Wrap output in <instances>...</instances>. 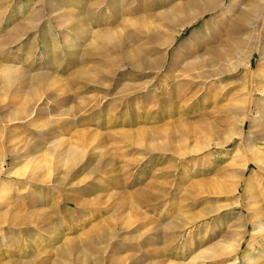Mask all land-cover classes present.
I'll return each instance as SVG.
<instances>
[{"label": "rangeland", "instance_id": "1", "mask_svg": "<svg viewBox=\"0 0 264 264\" xmlns=\"http://www.w3.org/2000/svg\"><path fill=\"white\" fill-rule=\"evenodd\" d=\"M189 1L0 0V264H264V0Z\"/></svg>", "mask_w": 264, "mask_h": 264}, {"label": "bare ground", "instance_id": "2", "mask_svg": "<svg viewBox=\"0 0 264 264\" xmlns=\"http://www.w3.org/2000/svg\"><path fill=\"white\" fill-rule=\"evenodd\" d=\"M200 1V0H199ZM198 0H193V1H189V2H186L183 6H178L177 8H175L173 11H178L179 13L182 14V18L180 19L183 23L180 25L181 28H184L186 25H187V22L195 19L196 17H198L199 15L203 14L206 10L208 9H211L214 5V0H205V2L203 1L202 3L200 2L199 3ZM192 9H195V14H192L191 16H189L188 18V12L189 10H192ZM172 17V16H171ZM163 18V17H162ZM170 17L169 16H165L164 19L168 20ZM175 18V17H174ZM172 21V20H171ZM174 22V21H173ZM103 34V33H102ZM102 34L100 33V36H102ZM104 36V35H103ZM98 37V36H97ZM108 37V36H106ZM151 38L154 40V41H158L156 40L157 39V33L156 32H153V35L151 34ZM172 39L173 38H168L167 40L163 41L162 43H160L161 45H164V46H168L172 43ZM16 71V69H13L11 67H7V66H0V83L3 82V85L5 86H9V85H12V83L16 82L17 81V78H19V74H14V72ZM17 73V72H16ZM42 76H38L36 75L35 78V81L36 79L40 80V78ZM44 79V78H43ZM42 85V83H41ZM42 87V86H41ZM259 89V88H258ZM258 91V90H257ZM24 110V109H23ZM25 116V115H24ZM13 151V150H12ZM251 152V151H250ZM77 151H74V148L73 147H69L67 150H65V156L66 158H74L75 160L78 158L77 157ZM251 156V155H250ZM260 156H258V153H253L252 154V157H250L249 159H244L245 162H248L249 164H254L256 167L258 166L259 167V164H260V161H264L263 159H260L259 158ZM3 161V157L0 161V163ZM262 163V162H261ZM244 166H246V168L248 167L247 164H245ZM264 166V165H263ZM240 167V166H239ZM1 164H0V172H1ZM242 168V167H241ZM244 168V167H243ZM245 168V169H246ZM260 168V167H259ZM244 169V170H245ZM243 170V169H242ZM238 172V171H237ZM243 173V171H241ZM240 173V172H239ZM239 182V181H238ZM2 188V187H1ZM212 211V210H210ZM209 211V212H210ZM207 217V216H206ZM253 231L256 230L255 227H253L252 229ZM257 232V231H256ZM243 238V236H241L239 238V240H234L236 244H238L241 239ZM240 244L237 245V247H239ZM233 246V245H232ZM214 248V247H213ZM73 250H76V251H79L80 253H83L82 249L78 248L76 245H74L72 247ZM72 249L70 251H72ZM212 250V249H211ZM70 251H65L64 254H67L68 256H70ZM85 251V250H84ZM84 254V253H83Z\"/></svg>", "mask_w": 264, "mask_h": 264}]
</instances>
